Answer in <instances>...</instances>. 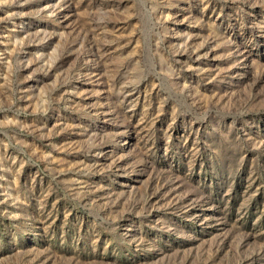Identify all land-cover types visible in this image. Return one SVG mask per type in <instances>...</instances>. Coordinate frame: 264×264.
Instances as JSON below:
<instances>
[{"label":"rangeland","instance_id":"374dc122","mask_svg":"<svg viewBox=\"0 0 264 264\" xmlns=\"http://www.w3.org/2000/svg\"><path fill=\"white\" fill-rule=\"evenodd\" d=\"M0 264H264V0H0Z\"/></svg>","mask_w":264,"mask_h":264}]
</instances>
